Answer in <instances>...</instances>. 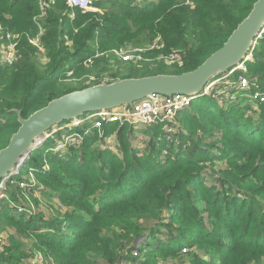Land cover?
<instances>
[{"label": "trees", "instance_id": "16d2710c", "mask_svg": "<svg viewBox=\"0 0 264 264\" xmlns=\"http://www.w3.org/2000/svg\"><path fill=\"white\" fill-rule=\"evenodd\" d=\"M257 1L155 0L152 5L142 1L147 5L133 7L128 4L135 10L128 12L114 7V1H111V8L106 6L109 11L127 15L133 20L150 18L153 24L164 15L158 28L164 34L172 32L171 41L178 44L176 52L184 55L183 63L170 66L168 71L150 69L152 63L137 67L132 63L118 62L115 78L178 75L197 69L222 48ZM59 2L48 9L43 20L36 21L35 18L41 14L40 0H0V20L10 31L22 37L19 60L13 66L15 73L7 78L5 70L8 67L0 64V150L7 147L20 126L14 110H21L24 118H28L52 100L102 83L88 84V76L96 75L98 80L101 75L82 63L75 70L70 69L76 72L74 79L79 88L69 89L65 83L58 82L68 61L90 52L88 42L93 37L91 30L93 32L100 26L97 19L87 23V27L80 31L82 40L74 44V51L71 52L64 41L69 34L65 22L71 17L63 14L61 5L66 7L65 2ZM103 5L104 2L97 3V6ZM75 20L81 23V17ZM109 22L112 30L116 22ZM39 24L44 29L41 37L46 50L44 54L42 49L28 41V35H38ZM143 28L144 32L148 29L153 32L150 25L145 24ZM153 39L150 36L139 43L145 44ZM259 41L254 49L258 60L247 61L246 65L248 76L252 80L258 79L264 92V75L260 73L264 70V59L260 56V49L264 48V34ZM37 50L45 55V61L41 62ZM43 82L45 85H42ZM199 100L210 104L205 108L197 106L200 115L194 113L193 107L183 111L184 118L195 125L194 129H188V137L183 139L181 127L178 131L175 127V133H169L170 136L174 134L171 144L164 150L159 147V133L162 135L163 128L168 126L158 124L152 127L156 131L147 142L144 153L139 152L140 157L149 155L145 158L146 162L141 161L134 145L128 146V152L123 149L121 138L124 133L133 132L134 128L128 125L111 124L101 131L91 129L89 142L99 137L102 143L108 144L106 134L109 136L118 131L119 142L115 149L109 146L94 149L90 148V144H83L74 150L61 151L63 159L59 158L58 151L49 152L57 169L69 168L73 173L67 175L66 180L69 179L70 183L53 169L42 178L56 190L52 196L70 206L71 210L64 215L58 211L61 218H50L37 211L30 216H16L6 208L0 212L1 219L34 236L37 240L35 247L52 256L57 264H128L130 261L150 264V255L140 257L139 252L176 251L179 246L194 247L196 240L205 242L206 248L200 246L198 253L190 255L188 260L182 259L180 264H264V195H257V190L245 187L247 183L244 182V178L258 180L264 187V104L235 101L228 106H220L218 102L221 99L203 97L196 101ZM218 138L221 141L231 138L240 148L234 151L226 141L220 146L206 145L207 148H204L200 145ZM52 140L50 146L54 143L55 148V140ZM50 146H44L45 151ZM78 149L82 150L81 154L76 152ZM168 149L171 152L165 155ZM41 150H35L36 154L24 167L37 166L38 159H43ZM152 154L159 156V164H153ZM213 160L224 161L231 170L226 171L225 176L206 173L203 164ZM248 166L251 169L246 175L234 176L236 172H245ZM208 179H211L210 184ZM16 185L8 183V194L19 205L28 206L26 200L17 196L16 191L21 189ZM36 190L43 197H50V191ZM177 214L191 220L194 229L188 231V225L178 227L172 222ZM43 228L57 233L45 235ZM162 229L164 233L161 234H167L169 243L158 237ZM197 230L200 233L197 234ZM179 232L184 233L183 241L174 243L180 237ZM13 240V246H7L4 252L0 250V264H21L27 259L28 250L25 251L22 240L17 237ZM139 241L143 246H136ZM171 243L175 244L174 248L170 247ZM135 252L139 257H134Z\"/></svg>", "mask_w": 264, "mask_h": 264}, {"label": "rangeland", "instance_id": "374dc122", "mask_svg": "<svg viewBox=\"0 0 264 264\" xmlns=\"http://www.w3.org/2000/svg\"><path fill=\"white\" fill-rule=\"evenodd\" d=\"M111 1H114L113 2L114 7H116V8L118 7V9L123 10L124 12H128V11H135V10H133V8H131L132 6L133 7L135 5L146 6L147 4L145 2H148L149 4L152 5L155 0H100V1H97L95 3V7L91 11L86 12L87 14L83 13L79 10L70 9L66 4H65L66 7H63L61 5V7L63 8L62 9L63 14L64 15L67 14V15H69V17H71L70 19H68L65 22V27L69 29V34H67V36L64 38L65 45H67L70 48L71 52L74 51V44L79 43L82 40L83 34L80 31H81V29H84L87 27V25H88L87 23H91V21L93 19H95V20L97 19L96 21L100 25L96 29H94L93 32H92L93 29L91 30V34L93 37L88 42V46H89L88 50L90 52L84 53L82 55V57H80L78 59L76 58V59L68 61L66 68L62 71V73L60 74V76L57 79L58 82L65 83L66 87H69V89L79 88V84L76 83V80L74 79L76 76V72L71 71L70 69L76 68V66L81 65V63H82V65H84V67H88L90 69H96L97 73L99 72L101 77L103 75H106V77H108L112 80V79H114L113 77H115L114 75H115L116 67H113V66L109 67L110 61H113V62L118 64V62H120L119 59H121L120 56H123V57L130 56L131 58L137 60L138 61L137 63L140 64L141 67H145L148 64L152 63L153 65L150 67V69H153V70L161 69L163 71H165V70L168 71L169 69H171L170 66H173V65H175V63H177V62L172 61L173 57H177V59L181 58L182 61H184V55L182 53H180L179 51L176 52L178 44L171 41V38H172L171 33L172 32H167L164 34V32H162V30L160 28H158V26L163 22L164 15L161 16L160 18L156 19L153 24H151L152 20H149L150 18L147 20H143V21L140 18H136V20H133L132 18L128 17L127 15H120L118 13H112L111 11H109V9H107L106 6L109 8L112 5ZM142 1H145V2H142ZM58 2L59 1H57V3ZM99 2H104V5L103 6H97V3H99ZM188 3H190V1ZM128 4H130V5L132 4V6H128ZM151 5H149V7ZM173 9L175 10L176 7H174ZM38 17H40V16H38ZM80 17H81V23H77V21L75 19L80 18ZM112 20H114L116 22V26L111 30L112 27H110L111 25H110L109 21H112ZM0 23H1V25H3V27L5 26L4 28L7 31L19 36L18 50H20V47H21L20 35H18V33L14 32V31H10L7 28L8 26L5 25L4 22H2L1 20H0ZM145 24L150 25L153 28V32L151 29H148L146 32H144L143 26ZM171 28H173V26H171ZM110 30H111V32H110ZM39 32L40 31L38 29V34H39ZM108 32H110V33L108 34ZM150 36L154 37L153 41L147 42L145 44L139 43L140 40L146 39ZM37 37H38V35L36 33H33V35L30 34V35H28V41L32 46H36V45L40 44V46L42 48V54H44L46 52V50L44 49V45L42 42L40 43V41L37 40ZM34 40H35V42H34ZM259 40H258L257 45L260 44ZM37 52H38V50H37ZM39 52H38V55L41 59V62L45 61V59H46V58H44L45 55H42ZM70 54L71 53H69V55ZM255 54L256 53L253 51L252 54L250 55V59L248 61L255 62L256 60H258L255 57ZM260 56L264 59V48L260 49ZM107 61H108V64H107ZM96 64L99 67H97ZM245 68L247 70V73H249V68H247V65H245ZM5 72H6V77L9 78L11 75H13L15 73V68L13 66H9L8 68H6ZM143 73L144 72H140L139 74H143ZM260 73L262 75H264V70H261ZM95 76L96 75H90L87 77L89 79L88 84L94 83V81L90 78L95 77ZM236 77H238V76L236 75ZM256 82L258 84L259 80L257 79ZM42 85H45V82H43ZM219 87L221 89V87H223V86L219 85L217 88H219ZM218 97L223 98L218 102L219 103L218 105H220V106H224V105L228 106L230 104H233L235 101H240V102L247 101V102H249V100H251L249 97L247 98L245 96H239V98L235 101L234 100L233 101L228 100L227 97H225V96L224 97L218 96ZM218 97L213 96V98H215V99ZM194 102H193L191 108L193 107L194 113L195 114L198 113L199 115L201 113L198 112L199 110H197V106L199 108L200 107L205 108L207 105H210L206 100H199V101H196L195 103ZM250 104L252 105L253 103H250ZM256 105H258V104H256ZM183 114H184V112H182L180 114L178 121H177V125H175V127H178L177 131L181 127V129H182L181 131H183V139H184V136H186V137L189 136L188 129H190V128L194 129L195 125L193 124V122L191 120L185 119ZM128 126H131V125H128ZM90 127H91V125H90ZM133 127H134L133 132L130 130V132L124 133L123 137L121 138L123 149H125L128 152L129 151L128 146L134 145L136 152H137V155L139 156V158L143 162L145 160V158L149 157V155L145 154L146 157L145 156L140 157L139 152L141 151L142 153H144L143 151L146 150L147 142L150 141L149 139H151L152 133L154 131H156L155 130L156 128L155 129L152 128L154 126H148L149 128H146V127L141 126L139 124L134 125ZM144 128H146V129H144ZM83 130H84L83 127L81 128V130H76L77 132H81V137L79 138V141L81 142V144L79 146H81L83 144H90V148L93 147L94 149H98V148L100 149V147L102 149H106V148H108V146L115 149V147H117V144L119 142L118 141V131L114 132L113 134H111L109 136L106 134V138H107L106 140H109V142H110V144H108L106 142L102 143L101 140L99 139V137H96L91 142H89L88 140L90 138L86 135V133H82ZM163 130H164V133L162 135H160V133H159V136H160V141H159L160 146L159 147H161L165 150L171 144V142H170L171 137L174 134L172 136H170L168 133L169 132L168 128H166V129L163 128ZM72 131H73V129H71V128L61 130V133L56 135L55 138L53 137V138L47 140L41 147L38 148L39 150L42 149L40 151V153H42L43 159H38L37 166H27V167L21 168L20 173L17 176L13 177L14 185L17 184L21 189V191H16L17 196L26 200L30 209L37 211V213L42 212L44 217L45 216L50 217V218L57 217V216H59L58 213H60L58 211H62V213H63L62 215H64L66 212L71 210L70 206H68V205L65 206L64 203L60 199L52 196V193H56V190H53L49 186L48 183L44 182L45 179L42 177L45 174L50 173V171L53 169L56 171L58 176L62 177L63 179H65L66 182L70 183L69 179L68 180H66V179L68 177L67 175L73 173V171L70 170L69 168L57 169L56 168L57 164L55 163L54 159L51 156H49V152L54 153L55 149L57 147V145H56L54 148V143L52 146H50V142L53 141L52 139H54L56 141H58V140L61 141L62 138L64 137V135L66 136V135H71V134L75 133V132L72 133ZM129 133H131V134H129ZM173 133H175V132H173ZM103 136H104V134H103ZM164 136L166 138H164ZM104 138H105V136H104ZM164 141L166 142L165 145H163ZM172 141H173V139H172ZM225 141L227 142L228 146L233 147L234 151H237L238 148H240V146H238L239 144L236 141L232 140L231 138H227ZM225 141H221V139L218 138V140L213 139V140H210L208 142L201 143L200 145H204V146H201L204 148H207V146H210V145L220 146ZM44 146H46V147L50 146V149L45 151ZM74 149H75V145L69 144L67 146V148H65L62 152L74 150ZM170 149H171V146H170ZM170 149H168L164 154L165 155L169 154L171 152V151H169ZM62 152L61 151L58 152L61 155V156H59L60 159H63ZM76 152L81 154L82 150L78 149ZM34 154H36V151L33 152L30 157H32V155H34ZM150 157H151V160L153 161V164H159V162H161L159 156H157L156 154H152V155H150ZM79 160H80V158L78 159V161ZM107 161H106V163H108ZM145 162H146V160H145ZM203 168H205V170L207 171L206 173H212L213 175H219V176H225L226 171L231 170L230 165L226 166V163L224 161H217V160L209 161V163L203 164ZM250 169H251V166H248V168L245 172H236L234 174V176L235 177H241L243 175H246ZM263 178H264V176H263ZM12 181L9 183H13ZM24 181L26 182L25 187H21L18 183L24 182ZM31 182H34L33 185H36L35 186L36 188L45 189L48 193L50 191L51 192V194H49L50 197H43L37 191L38 189L36 190V188L34 190H31L28 192L26 189L28 186L32 188V186L29 185ZM81 182H83V180ZM244 182L247 183V184H245L246 185L245 187H253L254 190H257V192H256L257 195H264V187H262V184L258 180L257 181H254L253 179L245 180V178H244ZM207 183L210 184L211 179H208ZM17 185H16V187L19 188ZM6 208L11 209L13 211L12 213L16 216L23 215L21 212H19V208L12 207L10 205L9 201H6V200L1 201L0 212H1V210H4ZM42 213H39V214L42 215ZM172 215H174V214H172ZM2 219L0 217V234L7 237L6 238L7 239V246H10V245L13 246V241H14L13 239H15L17 237V239L22 240L25 251L28 250V252H29V250H31V249H35L34 251L38 250L35 247V243L37 242V240L34 236L28 235V233L26 232L25 229H22V228L17 229L16 227H13V225L7 224ZM26 219L30 220V218H28V217H26ZM171 221L175 222L176 225H178V227H180V226L184 227L185 225L186 226L188 225V231L194 229L192 224H191V220H189L187 218H182L181 216H179V214H177L175 217L173 216V219ZM34 226H35V223H34ZM42 231L45 235L57 233L55 230L49 229V228H43ZM161 231L162 232L158 233V235H160L158 237L164 239V241L169 243L170 240L168 239L167 234L165 236H162L161 233H164L163 229ZM62 233L63 232H61V234ZM64 233H66V232H64ZM196 233L197 234L200 233V230H197ZM179 235H180V237H178L177 240L174 239L175 240L174 243H178L180 240L183 241L184 233L179 232ZM185 241H187V240H185ZM141 242L142 241H139L136 244V246L137 247L143 246V244H139ZM174 243H171L172 245L170 247L174 248L175 247ZM205 245H206L205 242H202L200 240H196L194 243V247H189V246L180 247L179 246V247H177L178 250H176V251H171V250L160 251V250H157V251L152 252V253L149 252V250H147L144 254L139 252V255H140V257H145V256H147V254H149L150 255L149 256L150 257V264H180L182 259L188 260L189 259L188 257L190 255L198 253V249L200 248V246L206 248ZM176 246H178V245H176ZM0 247H1V245H0ZM6 247H4V249H0V250L2 252H4L6 250ZM177 248H175V249H177ZM136 253H138V252H135L134 257H139V256H137ZM201 257H202V254H201ZM129 263H133V262L130 261ZM216 264H218V262H216ZM235 264H244V263L239 262V263H235ZM252 264H261V262L260 263L259 262H253Z\"/></svg>", "mask_w": 264, "mask_h": 264}, {"label": "water", "instance_id": "95a60500", "mask_svg": "<svg viewBox=\"0 0 264 264\" xmlns=\"http://www.w3.org/2000/svg\"><path fill=\"white\" fill-rule=\"evenodd\" d=\"M264 33V0L254 3L249 15L238 25L227 42L197 69L178 75L159 74L140 78L117 79L73 91L52 100L44 108L24 118L18 116L19 128L7 147L0 150V189L30 159L31 154L47 141L55 127L75 122L97 111H113L133 107L154 95H185L195 101L207 85L248 61L257 39Z\"/></svg>", "mask_w": 264, "mask_h": 264}, {"label": "built area", "instance_id": "2783aa9c", "mask_svg": "<svg viewBox=\"0 0 264 264\" xmlns=\"http://www.w3.org/2000/svg\"><path fill=\"white\" fill-rule=\"evenodd\" d=\"M57 1H64L65 4L74 10H79L83 13L91 11L95 7V3L100 0H40V9L41 14L40 17H36V21L42 20L46 12L49 8L56 5ZM39 24V34L37 40L41 43V37L44 35L43 27H40ZM262 33L260 37L257 39H261L263 37ZM36 40V39H35ZM34 40V42H35ZM21 41V36H20ZM256 43V46H257ZM19 45V36L7 31L3 25L0 23V64L3 66H14L19 60L20 51L18 50ZM36 45V44H35ZM40 49L41 46L36 45ZM256 48V47H255ZM120 62L122 63H132L134 66L141 67L138 64L137 60L131 58L130 56H120ZM250 59V56L248 60ZM142 61V60H141ZM173 62H177L175 64H182V59H177V57L172 58ZM173 65V64H172ZM245 64H242L235 70L229 71L227 74L221 76L218 79L212 80L206 87L204 94L201 97H227L228 100H237L239 96L249 97L250 103L253 104H264V92L260 89L259 83L257 84V80H252L250 76L247 74V70L245 68ZM116 67L117 63L110 61L109 67ZM115 69V70H116ZM109 73V72H108ZM107 73V74H108ZM236 75L238 77H236ZM110 79L103 75L100 79H96L92 77L94 82L101 81L102 83H109L117 80ZM225 82V83H224ZM219 85L223 86L217 88ZM246 98V99H247ZM223 99V98H216ZM245 99V98H244ZM195 100L189 96L185 95H174L171 97L163 96V95H154L152 98L143 99L134 104L133 107L130 108H120L113 111H97L93 113H89L82 118H79L75 122H69L67 124H63L61 126H57L54 128L52 132H50L49 139L55 138L56 135L61 133V130L71 128L73 129L71 135H64L62 140H55L57 145L55 151H63L69 144L75 145L78 147L81 142L79 138L81 137V132H77L76 130H81L83 127V132L89 136L91 129H97L101 131L105 126L111 124H118L120 126L123 125H141V126H154L158 124H164L168 126V133H173L175 131V125H177L178 118L180 114L189 109ZM91 125V127H90ZM21 171V167L18 168L17 172L10 176L9 179L3 182L2 188L0 189V204L1 201H9L12 207L19 208V212L24 215L30 216L35 210L30 209L29 206L19 205L15 201H13L12 197L7 192V186L10 181L14 183L13 177L17 176ZM25 181L18 183L21 187H25ZM34 182H31L29 185L34 187ZM16 184V183H15ZM31 187H27V191L32 190ZM7 237L0 234V249H4L7 246ZM35 249L29 250L27 259L23 260L21 264H57L56 261L51 257L43 253L42 251H34ZM137 254V253H136ZM134 264V263H129Z\"/></svg>", "mask_w": 264, "mask_h": 264}, {"label": "bare ground", "instance_id": "6f19581e", "mask_svg": "<svg viewBox=\"0 0 264 264\" xmlns=\"http://www.w3.org/2000/svg\"><path fill=\"white\" fill-rule=\"evenodd\" d=\"M48 138H49V135H47V139H48ZM24 166H25V165H23L22 167H24ZM22 167H21V168H22Z\"/></svg>", "mask_w": 264, "mask_h": 264}]
</instances>
